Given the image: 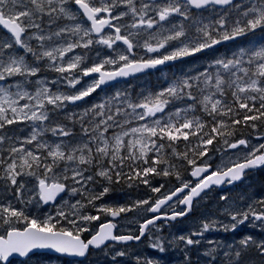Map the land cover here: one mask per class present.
<instances>
[{
  "label": "snow or ice",
  "instance_id": "snow-or-ice-1",
  "mask_svg": "<svg viewBox=\"0 0 264 264\" xmlns=\"http://www.w3.org/2000/svg\"><path fill=\"white\" fill-rule=\"evenodd\" d=\"M226 44L234 47L219 54ZM170 62L192 66L158 87L116 88L68 111L118 78ZM46 70L57 79L40 77ZM60 80L70 91L49 86ZM256 170H264V0H0V264L44 249L115 261L128 255L117 247L142 238L158 254L180 250L182 264H194L201 247L202 264H249L250 253L264 264V195L237 205L220 189L227 223L205 217L187 234H162L215 188ZM157 177L176 184L166 190ZM119 185L150 192L110 199ZM133 213L137 227L122 231ZM246 223L262 234L204 242L211 230Z\"/></svg>",
  "mask_w": 264,
  "mask_h": 264
},
{
  "label": "rangeland",
  "instance_id": "rangeland-1",
  "mask_svg": "<svg viewBox=\"0 0 264 264\" xmlns=\"http://www.w3.org/2000/svg\"><path fill=\"white\" fill-rule=\"evenodd\" d=\"M234 47L233 45H228L227 48L222 51L220 54H223L227 49ZM74 54H78L74 50ZM191 64H188L186 67H191ZM54 72V71H53ZM54 79H57V75H52L48 81H52ZM90 79L87 81H82V83L86 84L89 82ZM146 81V80H145ZM143 83V84H142ZM60 84L62 86H67L63 80L60 81ZM148 83H145L141 78H136L129 80L128 82L125 83L123 86H118L114 85L113 88L110 90L105 89L103 91H97L94 93L96 96V100L98 101L105 92H114L116 88H128L129 86L132 89H135L139 91L140 89L144 88ZM50 87H53V90L56 88H60L59 83L56 85H49ZM62 91H70L67 89H60ZM81 109V106L78 105L76 106H69L68 111H76ZM11 131H17L16 129H10ZM183 147V146H182ZM181 147V148H182ZM219 156V154H217ZM216 163H220L219 159H216ZM256 174V173H255ZM253 174V175H255ZM261 178L258 177H248L246 181L242 184V190L241 189H236L233 193V191H228L227 189L225 190V193L228 194L231 197V200L229 203L235 202L237 205H239L242 202V199L244 197L248 196H256L258 193V196L264 195V183L260 181ZM160 183H166V190L173 188V186L176 184L175 178H173L170 181H165L162 178H157L153 181L154 185L160 184ZM246 190L247 193L244 192ZM150 190L144 189L143 186L137 188L133 187L131 189L127 188L124 185H119L116 187L114 195L110 197V199L115 200L119 199L123 202H127L129 200H134L137 197H143L145 192ZM218 194L220 192L213 191L209 193L207 196H205L198 204L197 207H195L196 212L200 213L204 217H208L210 219H218V220H223L225 223L228 222L227 218L223 217L220 215V209L222 207V202L218 203ZM45 211H48L47 208L44 209ZM137 214L133 213L130 216L125 217L123 221H121V229L122 231L127 232L129 230V227L131 226L133 228V223L130 222L133 221V217L136 216ZM198 223L195 221V219H190L186 220L184 222H181L179 224H172L171 227L165 226V228L162 229V234L167 238L171 239L172 235H181V234H187L190 231H194L195 226ZM159 226V225H158ZM249 224H245L242 226H239L238 229L231 231L228 234H222L223 229H218L221 230V233L216 232L215 230H211L207 233L204 234V242L206 243L207 240H215V241H223L225 243H232L234 240H238L241 238V234H251L247 230V227ZM257 228H260L259 225L257 224ZM261 234H259L257 237H259ZM149 241L147 238L144 239L140 244L138 245H129L127 248H124L123 246H119L116 248L117 251L124 250L128 252V255L125 257H116V260H112V256L114 253H108L105 255L104 252L102 251H96V252H91V254L88 256V259L83 261V262H75V261H69V260H63V259H57L56 257H49V256H39V257H32L30 260L26 259L25 261L27 264H135V259L136 256L135 254L139 253L143 256H152L156 259H159L161 261V264H182L183 262V254L180 250L169 247L168 251L166 253H157L156 249H152L148 247ZM183 245H181V248ZM204 251V248L202 247L201 252ZM195 252L199 255L201 258V252L195 250ZM196 259L195 257H192V260ZM201 264L202 261L201 259H198ZM245 261L249 262V264H254V262L258 261V257H256L254 254H249L247 257H245ZM13 264H21V261H13Z\"/></svg>",
  "mask_w": 264,
  "mask_h": 264
},
{
  "label": "flooded vegetation",
  "instance_id": "flooded-vegetation-1",
  "mask_svg": "<svg viewBox=\"0 0 264 264\" xmlns=\"http://www.w3.org/2000/svg\"><path fill=\"white\" fill-rule=\"evenodd\" d=\"M177 64H179V62H176L174 64V66L161 67V68H159V71H156V70L149 71L147 74L140 75V78L145 83H148V85H150L151 88L157 87L161 83V81H164L166 79V77L168 76V73H178L179 67H177ZM254 173L255 172H251L248 175V177L251 176V175H253ZM260 181L264 183V178H262ZM237 186H234L233 188H235ZM214 190L216 191V190H220V189H214ZM244 191H245V193H247L246 190H244ZM257 198H259V196H257ZM191 218H196L195 207H194L193 211L191 212V214H189L187 216V218H185V219H191ZM185 219H183V220H185ZM177 222H179V221H177ZM258 229L259 228H257V226L252 227V226L249 225L247 227V230L249 231V233H253V232H256L257 233L258 232Z\"/></svg>",
  "mask_w": 264,
  "mask_h": 264
},
{
  "label": "water",
  "instance_id": "water-1",
  "mask_svg": "<svg viewBox=\"0 0 264 264\" xmlns=\"http://www.w3.org/2000/svg\"><path fill=\"white\" fill-rule=\"evenodd\" d=\"M125 78V77H123ZM123 78H118L119 79H123ZM35 251H42V252H51V253H55L53 250H48V249H44V250H35ZM56 254H59V253H56ZM73 258H78V259H82L84 257H73Z\"/></svg>",
  "mask_w": 264,
  "mask_h": 264
},
{
  "label": "trees",
  "instance_id": "trees-1",
  "mask_svg": "<svg viewBox=\"0 0 264 264\" xmlns=\"http://www.w3.org/2000/svg\"><path fill=\"white\" fill-rule=\"evenodd\" d=\"M79 126L77 125V128H78ZM183 145H181V147H182ZM157 178H159V177H157Z\"/></svg>",
  "mask_w": 264,
  "mask_h": 264
},
{
  "label": "bare ground",
  "instance_id": "bare-ground-1",
  "mask_svg": "<svg viewBox=\"0 0 264 264\" xmlns=\"http://www.w3.org/2000/svg\"><path fill=\"white\" fill-rule=\"evenodd\" d=\"M129 245H132L131 242L129 243ZM129 245H128V246H129Z\"/></svg>",
  "mask_w": 264,
  "mask_h": 264
}]
</instances>
